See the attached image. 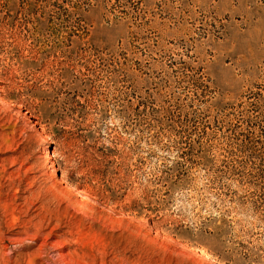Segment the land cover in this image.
<instances>
[{"label": "rangeland", "instance_id": "374dc122", "mask_svg": "<svg viewBox=\"0 0 264 264\" xmlns=\"http://www.w3.org/2000/svg\"><path fill=\"white\" fill-rule=\"evenodd\" d=\"M0 264H264V0H0Z\"/></svg>", "mask_w": 264, "mask_h": 264}]
</instances>
